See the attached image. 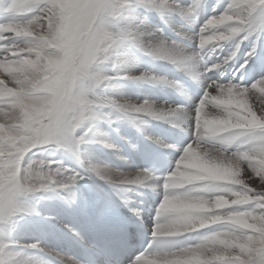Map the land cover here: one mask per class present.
<instances>
[{
  "label": "snow or ice",
  "instance_id": "obj_1",
  "mask_svg": "<svg viewBox=\"0 0 264 264\" xmlns=\"http://www.w3.org/2000/svg\"><path fill=\"white\" fill-rule=\"evenodd\" d=\"M149 2L151 3L152 0ZM198 3L199 0H194L189 7L177 8V11L181 15H190L196 10ZM257 3L258 0H254L249 6L240 3L239 0H229L223 13L234 15L237 10H243L248 14L246 19L254 21L250 31L239 32L240 37L247 38V34L255 28L256 21L252 18V13L257 8ZM259 3L264 5V0H259ZM167 6L165 0H161L159 7ZM2 10L14 15L26 14L28 18L0 23V72L6 74L16 86L7 87L5 81H0V91L5 93L0 95V116L7 118L0 122L3 134L6 136L0 142V176L4 178L0 181V220L10 218L18 210L15 198L19 194L38 191L37 184H42V188L56 184L55 178L59 169L48 171L45 179L37 180L34 178L33 170H37V165H40L38 170L42 171L44 161L33 160L35 163L32 164L31 169H26L22 163L26 153L38 145H46L54 141L57 146L72 150L73 155L79 159L75 146L83 143L84 138L77 139L73 133L85 116H88L92 103L87 99L81 85L86 79L93 80L97 85L101 83V78L90 75L89 65L100 57L107 59V52L119 38L99 26L101 15L111 16L115 11V4L111 0H10L7 7ZM218 16L220 14L215 15ZM203 26L204 24L201 28ZM231 26L247 28V25ZM224 30V25L203 27V31L200 29L198 34V43L201 42L202 36ZM65 33L75 37L72 55L68 57L64 56V50H57L61 40L65 39ZM221 41L226 40L216 42ZM141 46L156 54L159 50L168 48L171 54L166 58L169 59L194 58L181 57L179 53L173 51L172 46L162 41L155 45ZM50 53H55L63 62L50 63L53 59ZM221 61L220 64H224ZM138 78H143V74ZM262 90H264V79L248 86L232 83L225 85L215 81L209 83L192 113L195 125L194 140L184 147L182 155L175 161L174 169L164 178L162 184L164 195L161 201L165 197H176L188 203H206L211 207L214 196L224 195L229 200V204L203 213H192L220 217L214 222L189 231L168 234L162 231V217L166 214L175 215L176 212L160 207V201L155 210L156 222L151 233L158 247L155 251L149 250L140 255L136 264H264V126L250 123L255 118L264 124V91ZM229 92L239 94V97L246 102L243 109L224 102L228 99ZM248 100H252L254 104L258 103L259 113L253 110L254 105L247 103ZM30 102H34L33 107L36 110L32 113L33 119L28 120L22 113L20 105ZM109 103L125 115L147 113L161 119L182 111L181 109H171L168 112L156 111L148 102L136 104L109 101ZM4 108L8 111H3ZM211 108H218L219 114L212 115ZM12 112L16 113L14 119L10 117ZM73 115L74 119L71 118ZM184 115L187 117L186 113ZM204 119H231L232 124L240 126L223 125L222 131L206 134ZM212 141L220 145L219 152L223 153V158H217L213 152L206 149L205 145ZM233 142L238 145L235 150L228 147ZM185 148H189L190 151L196 150L210 163L226 166L231 165L233 157L243 156L242 163L248 169L247 175H241L242 184L230 185V188L233 192L246 194L247 199L231 203L235 197L230 193L208 191L212 185L222 182L195 170L190 172L193 179L180 182L178 187H170L169 177L174 173L185 171L183 162L177 165L178 160L187 159ZM64 171L66 179L57 184L59 188H67L77 179L82 178L69 170ZM91 172L114 185H138L130 181L131 176L151 174L150 172L133 174L109 172L99 166H93ZM12 183H17V190L11 189ZM232 214L242 215L252 227L233 224L229 220ZM201 230L206 232L201 233L198 239L173 247V238L182 234L200 233ZM2 247L3 245H0V248ZM28 247L36 248L37 245L32 244ZM146 256H150L151 259L145 261ZM0 264L5 262L0 261ZM11 264H31V262L18 258L12 260ZM71 264L78 262L73 261Z\"/></svg>",
  "mask_w": 264,
  "mask_h": 264
},
{
  "label": "bare ground",
  "instance_id": "obj_2",
  "mask_svg": "<svg viewBox=\"0 0 264 264\" xmlns=\"http://www.w3.org/2000/svg\"><path fill=\"white\" fill-rule=\"evenodd\" d=\"M9 2H10V0H0V17L5 19V17H7L6 15H11V17L4 20L3 23L13 21V20L27 19L26 14L14 15L12 13H8V12L3 11L2 9L6 8ZM125 2H126L127 6H126L125 10L123 11V17L121 18L120 23L118 24L119 27L121 28V30L116 29V27L113 26L112 24H110V25L99 24V26L103 30L112 33L113 36L120 35L121 37L128 39V42H131L135 47H139L142 50L141 51L142 54L138 53V55H136V50H135L136 48L134 49L132 47L127 46L126 44H123L119 47V49L121 51L119 50L118 53L113 56V60H112L113 63H111V67L117 73V75H115L117 77V79L131 78V81L125 82V85L123 87H117V84L119 82L117 84H114V85L111 84V86H109V87L107 86L106 89H103L102 90L103 92H100V90L98 88H96L97 84H95V82L93 80H90V79L84 80L82 82L81 87L84 90L87 99L92 101V103H94L95 105H98V103H100V104L104 103V104L108 105V108L113 107L112 104L109 103V101H116L117 100V99L114 100V98H112V96L122 97V98H124L125 96H129L131 98L130 101H129V99H130L129 97H126V98H128V101L130 103H135L133 100L138 101L140 103L148 102L149 104L153 105V107L156 111L168 112L171 109H181L182 110V111L176 112L173 115L165 116L162 119L151 116V115H147L145 113H129L127 115H125L123 113L125 115L124 122H125L126 128H128V133L130 134L132 132V130L136 128L137 131L140 132V134L145 136V142H149L150 140H159V133H158V131H159L158 127L159 126H166V127L181 130V131L185 132L187 135H189V137H191V135H195V125H194V118L192 117V113L194 111L195 106L198 104L199 100H194L193 98L185 97L186 92L184 91V89L180 85H178L175 82V80L173 78L174 74L176 72L184 74L185 76L190 78L192 81H194L196 84H198V85L202 86L204 89H206L207 86L209 85V83H211L213 81L216 82V80H213L212 78H210L208 76L209 73L215 72L217 70L226 69L229 66H231L232 69H235L236 71H239V72H241L242 70H244L245 68H247L249 66L254 67L258 70L264 71V27L252 30L251 32H252L253 36L251 38H248V37L247 38H241L237 35V36H234V37H232L226 41L215 42L213 44L206 45L203 49H206V51L210 52V54H213L215 51H217V52H219L221 50L223 51L222 57L217 58L210 65V67H211L213 64H219L220 66L218 68H212L211 71L204 70L202 67V64L200 63V55H201V51L203 49L199 48V46H198L199 45L198 34L200 32L201 26L210 17L223 13L225 11L228 3H229V0H199V3H198V6L196 7V10L190 15H181L179 13V11H177V8H187L191 4H193L194 0H165L166 4L168 6L163 7V8L159 7L161 0H154V1L152 0L151 3L149 2V0H125ZM132 6H137V7L134 9V7H132ZM138 9H140L138 11L139 14H140V12H143L141 16H139L137 13ZM205 10L208 11V13H207L208 17H206L207 15H205L206 14ZM263 12H264V5H261L259 3V0H258L257 8L253 11L252 18L256 19L258 17V14H262ZM193 14H196V18H198L200 20L199 26H195L194 24H193V26L191 25L196 30V32L194 34L188 32L187 30L182 28V23L190 25L191 23L195 22L193 19ZM18 17H20V19ZM179 20H182V21L180 22ZM165 30H167L169 33L177 36L180 39H183L185 41H189V42L193 43L194 45H196V49L190 50L188 47L184 46L182 43H177L175 40H173V41L168 40L165 37ZM137 37L139 38L138 40H137ZM161 40H164L166 42V45H171L173 48V51L176 53H179L181 57L193 56L194 58L191 60L184 59V58L169 59V58L160 56L156 53L150 52V51L146 50L145 47L141 46V45L147 46L149 44L155 45V44L159 43V41H161ZM251 40H252V43H251ZM237 42H239V48L237 49L236 56H234L227 63L220 64V61L223 60L228 55V53L233 49V47L235 46V44ZM258 42H260L259 47H258ZM217 45H220L221 50H218V49L215 50ZM257 47L259 49H257ZM126 49H128V52L126 51ZM249 53H251V55H249ZM241 65H243V67H241ZM107 71L108 70H106L104 72V70L102 68H97V69H92L91 71H88V72L92 76H97V75L100 76V74H106ZM118 74H120V75H118ZM142 74H143V78H138V77H141ZM123 75H125V76H123ZM0 80L5 81L6 85L9 87H12V88L16 87L10 81V79L6 76V74H4L3 72H0ZM259 80H261V79H258L255 82H257ZM90 83H93L94 87H91ZM138 88H140V89H138ZM172 91L181 93L190 102L189 107L179 108L177 105L173 104L171 101H167L164 97L172 98V93H171ZM131 92L134 93V96L131 94ZM143 92H154L155 97H150V95L145 96V97H141V94H143ZM144 95L145 94H143V96ZM257 95H258V93H257ZM117 102H119V101H117ZM247 103H249V105H254L253 110L257 111V113H259L258 103L254 104V102L252 100H248ZM136 104H139V103H136ZM94 110H97V109L94 108ZM208 110L209 109H206V111H208ZM3 111L7 112L8 110H5V108H4ZM210 112L212 115H218L219 109L218 108H211ZM115 113L117 114V112H115ZM185 113L187 114V117L184 115ZM89 114L91 116H95L96 119L92 117L95 120H97L98 117H100V115L99 116L96 115L97 113H95L92 110ZM105 115H106V113H105ZM6 119H7L6 117L0 116V122L5 121ZM112 119H113V117H112ZM114 120H116V119H114ZM159 121H161V122H159ZM108 123H110V122H108ZM126 123H127V125L129 123L134 124V125H136V124L144 125V126H146V128H144V129H147V127H149V126L150 127L152 126L153 128L151 127L152 128L151 129L149 127L150 128L149 132H147L144 129H141L140 127H134L133 129H129L131 126L130 127L127 126ZM105 125H107V124H105ZM132 127H133V125H132ZM95 128H97V127L95 126ZM94 132L95 131H93V133ZM99 132H103L101 127H98V132H95L94 135H91V136H93L91 140H88L87 139L88 137H87L86 138L87 140L84 139L85 141L80 144L82 146L81 149H84L85 151L82 150L83 152H81L78 148V145L75 146V151H76L79 159H77V157L73 155L72 150H70L69 148H68L69 152L66 149V150H61V153H59L58 159H59V161L63 162V165H61V167L63 168V170H62L63 173L57 172V176L55 179L57 180L61 176L60 178H61L62 182H64L66 179L64 170H69L71 173L78 174L79 177H82L81 179H77L75 183L69 185V187L63 189V196L64 197L62 196V198L60 200L61 202H58V205H59L58 210L59 211L57 209L53 210V208H52V206L54 205V203L56 201L55 200L51 201V200L56 193L48 194V196H47L48 197V204H47L48 208H46L47 211H43L44 213H42V211L40 210V208L38 206L37 207L35 206V204H37V202H34L29 197H26L25 195H18L15 198V203H16L17 207L25 209V211L21 212V214H23V213L27 214L29 217L28 219L30 220V222H28V223L32 225L31 233L33 235H35L39 241L41 240V242L39 244H37V247L33 248V249H37L40 251H52L53 250L51 243L49 245H46V237H49V234L51 235V234L55 233V231H56L55 227L56 226H54V224H56L57 226H60V228H62V229L65 228L68 230H73L75 232L79 231V227L77 225L73 224V222H72L76 213H77V208L83 209V207H84L83 195H82V192L78 186L79 180H84V181L88 182L89 184H91L103 197H105V198L111 197L115 202L114 204H116V206H118L119 208L123 209L127 213L128 217H130L131 220H136L139 218V217H137L138 212L135 210V207L131 202L126 201L124 199L126 202L124 204H121L118 200L114 199L110 193L107 192L108 190H102L101 187L104 184H101V182L99 183L98 181H96V178H99L101 180L104 178L97 176L94 173L93 174L90 173L89 167H86L84 165L85 161L89 160L90 165L98 166L99 163L96 164V162L98 161L99 158H100L99 161L103 164L102 154L104 153L106 155V157H108V159L111 160L112 164H114V162L116 163L115 167H117L119 172L125 173V174L136 173L135 171H133L131 169L128 162H126L127 160H125V158L123 156V152H122L123 143L121 141H119L120 143L118 142L117 143L118 146L115 147L116 141H115V138H113L114 137L113 134L111 135L113 137H111L110 134H102V135L99 134V135H97ZM122 133H120V134H121L122 138H124V133L123 134ZM125 134H126V132H125ZM126 137H128V135ZM193 140L194 139L190 138L187 145L190 144ZM87 141H88V143H87ZM95 141L101 142L100 144L103 143L104 147H102L103 145H101L100 149H99V147L95 148L94 147V145L96 144V143H94ZM205 147L209 152H215V151L220 149V148H210L207 146H205ZM228 147L232 150H235V148L238 147V145L235 142H233V144L229 145ZM105 148H109L110 150L109 149L106 150ZM116 151H117L118 155H116ZM105 155H104V157H105ZM180 155H182L181 151L178 153L177 156H176V152L172 151V156L175 158L174 162L179 158ZM91 158L94 159L93 162H95V164L91 161L92 160ZM101 163H100V165H101ZM85 164L87 165V163H85ZM49 168L44 169V172L51 171ZM104 169H107L109 172H116V171H113L112 167H107L106 165H105ZM125 171H128V172H125ZM57 181H56V183L58 184L59 182H57ZM107 183H109L108 185H111L110 182L107 181ZM144 183H151V184H153V187L157 186V184H158V182L156 181L155 178H153L149 181H145ZM141 185L142 184H138L136 186H141ZM50 186H55V185L51 184ZM59 190H61V189H59ZM127 190H129L130 192H134L135 187L132 190L130 188ZM58 191H56V192H58ZM61 206H63V207H61ZM60 207L62 208L61 211L59 209ZM64 210H66V211H64ZM69 211H70V214H69ZM41 214H43L45 216L42 217ZM39 221L46 223L45 225L48 226V228L46 226L44 227L43 230L45 232H43L41 230L42 232L39 233L40 230L37 228V226H36V229L39 230L38 233H37V231H34V229H35L34 224H35V222H39ZM18 223H19V221H18ZM42 225L43 224H41L40 226H42ZM8 226H10V225H8ZM25 226H26L25 222L21 221V226H19V228L21 229L19 232L21 234L19 232H17L20 235L17 236L16 239L20 238L19 240L21 241V243H23L24 241L27 242L26 238L28 237V235L30 237L32 236L31 233L27 232L28 230L27 231L24 230ZM27 226H28V224H27ZM42 227H40V228H42ZM5 231L8 234V231L7 230H5ZM21 231H23V233ZM5 233H4V235L2 234L0 236V243L1 244L2 243L7 244V243L12 242L10 240V237H8L10 234L7 236V235H5ZM42 233H46L45 238H44L45 235L43 236ZM13 234H15V233H13ZM13 234H11V235H13ZM197 234L198 233H192V234H187V235L192 240H194L197 236H199ZM31 238H30V241L31 240L35 241L34 236H33V239H31ZM42 239H44V240H42ZM20 241H19V243H20ZM33 244H35V243H33ZM27 250H31V249H27ZM9 251H11V250H9ZM28 253H29V251H28ZM16 255H17V253H16ZM11 256H14L13 253ZM33 258H31L33 260H30L29 258L27 260H29L31 262V264H48L46 261H43L41 259L36 260L37 258H35V257H33ZM148 259H151V257L144 258V260H148ZM11 261L12 260L6 261V264H11ZM134 264H136V262Z\"/></svg>",
  "mask_w": 264,
  "mask_h": 264
},
{
  "label": "clouds",
  "instance_id": "obj_3",
  "mask_svg": "<svg viewBox=\"0 0 264 264\" xmlns=\"http://www.w3.org/2000/svg\"><path fill=\"white\" fill-rule=\"evenodd\" d=\"M240 3H246L249 6L252 5L254 0H239ZM247 13L243 10H237L234 15H229L226 13H221L218 17H210L207 21H205L203 27H215L217 25H224L225 30L221 31L219 33H212L208 36H202L200 38L201 42L199 43V48L203 49L206 45L213 44L218 40H229L233 36H236L239 34L240 31H250L252 29L254 21L246 19ZM233 24H239V25H247V28L241 27L236 28L231 25ZM203 27L201 28V31H203ZM75 37L70 33H65V39L61 40L60 44L58 45L57 50H64L63 54L65 57L72 55V48H73V40ZM166 44L164 40H161ZM171 46V45H168ZM239 48V42L235 44L233 49L228 53V55L224 58V60L221 61V63H227L228 60H231L234 56H236L237 49ZM170 50L168 48L159 50L158 55L166 57L170 55ZM50 56L53 57V59L50 61L52 64H60L63 61L60 57H56L55 53H50ZM219 64H213L210 68H208V71H211L212 68H218ZM243 67V65H241ZM264 91V90H262ZM5 93L3 91H0V95H4ZM79 95V93H77ZM202 99V98H201ZM48 103H51V101H46ZM225 103L236 105L237 107L243 109L246 105V102L239 97V94L235 92H229L228 93V99L224 101ZM34 102H30L28 104L21 103L20 108L22 113L24 114L25 118L28 120L33 119L32 113L36 109L33 107ZM147 114V113H145ZM148 115V114H147ZM198 118L200 117V113H197ZM11 118L16 117V113L12 112L10 113ZM71 118H75L73 115ZM88 119V116L86 115L84 120ZM83 120V121H84ZM250 123L255 124L257 126H264L261 121L256 120L255 118L250 121ZM204 125V132L206 134H215L217 131L223 130V125H228L230 127H238L240 125L232 124L231 119L229 120H208L204 119L203 121ZM6 136L3 134V128L0 126V142H2ZM78 137L77 139H79ZM23 139V137H22ZM38 142V141H37ZM54 142V141H53ZM217 158H223V153L219 152V150L213 152ZM185 155L187 156V159L181 161H177V165L179 166L181 162H183V166L185 168L184 172L174 173L172 174L169 179L171 180L170 187L175 188L180 186V182L191 180L194 177L190 175V172L192 170H195L199 173L207 174L208 176L221 181V184L218 185H212L208 191L212 192H227L230 193L235 197L231 201V203H236L237 201H244L247 199L246 194L242 192H233L230 188V185L234 184H242L243 181L240 179L241 175H247L248 169L243 165L242 161L244 159L243 156H237L233 157L231 159V165L226 166L224 164H216V163H210L208 160L204 159L196 150H189V148H185ZM35 163V161H31L26 169H31L32 164ZM95 165H90L89 169L91 171V168ZM40 165H37V170L34 171V178L37 180H43L47 176V172L39 171ZM149 171L147 169L138 170L136 173H148ZM199 178V177H195ZM3 177L0 176V181H3ZM153 179L152 174L144 175V176H138L134 175L130 177L131 182H135L138 184H143L145 181H149ZM17 183L11 184V189L13 191L17 190ZM37 190H40L43 185L37 184L36 185ZM167 201V203H165ZM229 204V200L224 195H216L213 198L211 207L207 206L206 203H188L184 199H178L176 197L168 198L165 197L163 201H161L160 207H163L167 210L175 211V215H164L162 217V231L164 233H175L179 231H189L196 227H201L205 224H208L210 222H214L220 217L215 216H205V215H194L193 212H207L211 211L212 208H222ZM159 211V208L157 209ZM25 209L18 208V210L15 212H23ZM229 220L235 224L242 227H252V225H249L247 220L242 215H236L232 214L229 216ZM155 234V233H154Z\"/></svg>",
  "mask_w": 264,
  "mask_h": 264
},
{
  "label": "rangeland",
  "instance_id": "obj_4",
  "mask_svg": "<svg viewBox=\"0 0 264 264\" xmlns=\"http://www.w3.org/2000/svg\"><path fill=\"white\" fill-rule=\"evenodd\" d=\"M154 1V0H153ZM111 2L112 3H114L115 4V11H114V13L111 15V16H105V15H101L100 17H99V24H105V25H110V24H112L113 26H115L116 27V29H118V30H121V28L119 27V23H120V20H121V18L123 17V11L125 10V8H126V2H125V0H111ZM122 2V3H121ZM124 2V3H123ZM173 2V1H172ZM177 4V3H176ZM188 6V5H187ZM132 7H134V9L137 7V6H132ZM140 9H138L137 10V13H138V11H139ZM142 13L143 12H140V14L138 13V15L139 16H141L142 15ZM263 14V15H262ZM262 14H258V17L256 18V19H254V20H256V25H255V28L254 29H257V28H262V27H264V19H261V17H263L264 16V12L262 13ZM205 15H207V14H205ZM7 17H5V19L4 20H6L7 18H10L11 17V15H6ZM196 17V14H193V19H194V21H195V17ZM206 17H208V15L206 16ZM19 19H20V17H18ZM17 18V19H18ZM26 18H28L27 16H26ZM258 21V22H257ZM0 22L1 23H3L2 21H1V19H0ZM193 24L195 25V26H199V25H197V24H195V23H191L190 25H192L193 26ZM253 29V30H254ZM249 35V36H248ZM248 35H247V37L248 38H251L252 36H253V34H252V32L250 33H248ZM238 36H239V34H238ZM114 37H119L118 39H116L115 40V43L112 45V47L109 49V51L107 52V59H104L103 57H100L98 60H96V61H94L92 64H90L89 65V68H88V71H91L92 69H97V68H102L103 70H104V72L106 71V70H108L107 71V73L106 74H100V76L99 75H97V77H99V78H101V83L100 84H98V85H96V88H98L99 90H100V92H103L102 90L103 89H106L107 88V86L109 87V86H111V84H117L118 82V84H117V87H123L124 85H125V82H127V81H131V78H121V79H117V77L115 76V75H117V73L115 72V70H113L112 69V67H111V63H113V56L115 55V54H117L118 53V51L120 50L119 49V47L121 46V45H123V44H126L127 46H129V47H132V48H136L135 50H136V55H138V53L139 54H142V50L139 48V47H135L131 42H128V39H126V38H124V37H121L120 35H116V36H114ZM240 37V36H239ZM241 38H244V37H241ZM251 43H252V40H251ZM259 44V43H258ZM133 45V46H132ZM258 47H259V45H258ZM257 47V49H259ZM221 50L220 49V45H217L216 46V49L215 50ZM121 51V50H120ZM126 51L128 52V49H126ZM118 75H120V74H118ZM123 76H125V75H123ZM0 81H2V80H0ZM90 85H91V87H94V84L93 83H90ZM7 86V85H6ZM7 87H9V86H7ZM103 87V88H102ZM138 87V86H137ZM138 89H140V88H138ZM131 94L134 96V93L133 92H131ZM143 94H145L144 96H143ZM143 94H141V97H145V96H149L150 94H149V92H143ZM147 94V95H146ZM258 95H259V93H258ZM126 97H129V96H125L124 98H122V97H115V96H112V98H114V100H116V102L117 101H119V102H117V103H124V102H129L130 100H131V98L129 99V101H128V98H126ZM126 98V99H125ZM121 99V100H120ZM133 100V99H132ZM135 103H139L140 104V102H138V101H135V100H133ZM94 108L95 109H97V110H94ZM90 109L92 110V111H94L95 113H97L96 115H100V117H98V119L97 120H95L96 118H95V116H91L90 114V116L88 115V119H86V120H84V121H82L81 122V124H80V126L79 127H77L75 130H74V133H73V136L74 137H76V138H78V137H83L85 140H91L92 139V137L93 136H91V135H94V133L95 132H98V127H101L102 128V131L103 132H99L97 135H99V134H110V136L113 134V136H111V137H113V138H115V141H116V146L115 147H117L118 145H117V143L119 142V141H121L123 144L124 143H128L129 141H131V139H130V136H131V134H129L128 133V128H126V126H125V122H124V117H125V115L119 110V109H117V108H115V107H111V108H108V105L107 104H104V103H98V105H95L94 103H91V105H90ZM108 109V110H107ZM111 109V110H110ZM4 110V109H3ZM5 110H8L7 108H5ZM91 110H90V112H91ZM117 112V114L115 113V112ZM89 112V113H90ZM113 114H111V113ZM105 113H106V115H105ZM121 113V114H120ZM112 115V116H111ZM118 115V116H117ZM124 115V116H123ZM120 116V117H119ZM95 118V119H93V118ZM112 117H113V119H112ZM92 118V119H91ZM100 118V119H99ZM114 119H116V120H114ZM121 119V120H120ZM121 121V122H120ZM108 122H110V123H108ZM159 122H161V121H159ZM98 123V124H97ZM114 123V124H113ZM105 124H107V125H105ZM119 124V125H118ZM130 124V125H129ZM128 125H127V123H126V125L127 126H131L129 129H133L134 127H140L141 129H144V128H146V126H144V125H139V124H136V125H134V124H131V123H129ZM132 125H133V127H132ZM95 126L97 127V128H95ZM116 126V127H115ZM120 126V127H119ZM125 126V127H124ZM105 127V128H104ZM119 127V128H118ZM123 127V128H122ZM150 127V126H149ZM147 127V129H144V130H146L147 132H149L150 131V128L152 127ZM149 128V129H148ZM153 128V127H152ZM151 128V129H152ZM122 129V130H121ZM126 129V130H125ZM133 130H137L136 128L135 129H133ZM93 131H95L94 133H93ZM105 131V132H104ZM108 131V132H107ZM121 131V132H120ZM124 133V138H122V136H121V134L120 133ZM125 132H126V134H125ZM122 133V134H123ZM128 135V137H126ZM130 135V136H129ZM88 137V138H87ZM132 137V136H131ZM87 138V139H86ZM84 140V141H85ZM124 141V142H123ZM87 143H88V141H87ZM94 143H96L95 145H94V147L95 148H98L99 147V149L101 148V145H103V143L102 144H100L101 142H99V141H95ZM120 143V142H119ZM130 143V142H129ZM108 144V143H107ZM100 145V146H99ZM77 146V145H76ZM102 147H104V145L102 146ZM78 148H79V150L81 151V152H83V151H85L84 149H81L82 148V146L79 144L78 145ZM67 149V151H68V148L67 147H59V146H57V144L55 143V142H49L48 144H46V145H38V146H36L35 148H33L32 150H30L28 153H26L25 155H24V157L22 158V163H23V166L26 168L27 166H28V164L31 162V161H33V160H42V161H44V165L42 166V171H44V169H46V168H49L50 170H56V169H58L59 168V171L58 172H62V170H63V168L61 167V165H63V162H61V161H59V159H58V155H59V153H61V150H66ZM106 150H108L109 148H105ZM83 150V151H82ZM110 150V149H109ZM38 152V153H37ZM69 152V151H68ZM36 153V154H35ZM104 153L102 154V160H103V164L99 161L100 160V158L98 159V161L96 162V164H98V166H100L101 168H104L105 167V165L107 166V167H112V169H113V171H116V172H119L118 171V169H117V167H115V165H116V163L114 162V164H112V162H111V160L110 159H108V157H106V155H105V157H104ZM116 155H118L117 154V151H116ZM92 159V158H91ZM90 159V160H91ZM93 160L94 159H92L91 161L93 162ZM90 161L89 160H87V161H85V163H87V165L84 163V165L86 166V167H89L90 166V163H89ZM127 162V161H126ZM47 163V164H46ZM94 164H95V162H93ZM100 163H101V165H100ZM46 164V165H45ZM116 169V170H115ZM89 172L90 173H92L91 171H90V169H89ZM125 172H128V171H125ZM63 173V172H62ZM93 174V173H92ZM61 177V176H60ZM58 178L56 181L57 182H59V183H61L62 182V180H61V178ZM60 179V180H59ZM61 181V182H60ZM96 181H98L99 183L101 182V184H104V185H102V187H101V189L102 190H108L107 192L108 193H110L111 194V196L114 198V199H116V200H118L121 204H124L126 201L124 200L125 198H124V196L123 195H125L126 194V191H127V189H129V187L132 185V184H112L111 183V185H108L109 183H107V180H105V179H99V178H96ZM55 186H50L49 185V187H47V188H41L40 190H38V191H36V192H24V193H21V194H19V195H25L26 197H29L31 200H33L34 202H37V206H39V208H40V210L42 211V213H44L43 211H47V209L46 208H48L47 207V204H48V194H50V193H56L54 196H53V198H52V200L51 201H56L55 203H54V205L52 206V208H53V210H58V207H59V205H58V202H61L60 200H61V198H62V196H63V189H65V188H59V187H56L57 186V183L56 184H54ZM105 186V187H104ZM54 189H53V188ZM69 187V186H68ZM72 188V187H71ZM121 190H120V189ZM53 189V190H52ZM59 189H61V190H59ZM133 188H131V190H132ZM59 190V191H58ZM46 191V192H45ZM56 191H58V192H56ZM43 193V194H42ZM55 198V199H54ZM59 198V199H58ZM118 198V199H117ZM50 201V202H51ZM63 202V201H62ZM17 206V205H16ZM43 207V208H42ZM59 209H61L62 210V208L60 207ZM60 210V211H61ZM59 211V210H58ZM23 216V217H22ZM41 216L42 217H44L45 215H43V214H41ZM56 216V215H55ZM54 216V217H55ZM53 217V218H54ZM29 217H28V215L27 214H21V212H17V213H14L10 218H8V219H2V220H0V236L3 234L4 235V233L6 232L5 230H9L8 231V234H7V232L5 233V235H9L8 237H10V240L12 241V242H10V243H7V244H1L0 243V245H3V247L2 248H0V261H4L5 262V264H6V261H10V260H14V258L15 259H17V258H24V259H30V260H33L34 258L33 257H35V258H37L36 260H39L40 259V256H36L35 254H33L32 253V251L31 250H27V249H31V247H28L29 245H32L33 243H35V245H37V244H39L40 242H41V240L39 241L37 238H36V236L35 235H33L32 233H31V227H32V225L31 224H29L28 222H30V220L28 219ZM17 219V220H16ZM25 221H24V220ZM17 221V222H16ZM18 221H19V223H18ZM21 221H23V222H25V224H26V226L24 227V230H28L27 232H29V233H31V237L28 235V237L26 238L27 239V242L26 241H24L23 243H21V241L19 240L20 238H17L16 239V237L17 236H19L21 233L19 232L21 229L19 228V226H21ZM20 224V225H19ZM27 224H28V226H27ZM36 224V225H35ZM35 224H34V228L36 229V226H37V228L40 230H38V229H34V231H37V233H38V231H39V233H41L42 231L43 232H45L43 229H44V227H45V224H43L41 221L40 222H35ZM38 224V225H37ZM41 224H43L42 226H40ZM8 225H10V226H8ZM31 225V226H30ZM3 227V228H2ZM40 227H42V228H40ZM28 228V229H27ZM17 229V230H16ZM30 229V230H29ZM2 230V231H1ZM4 230V231H3ZM12 230V231H11ZM42 230V231H41ZM206 230H201V232L200 233H203V232H205ZM17 232H19V233H17ZM22 233H23V231H21ZM13 233H15V234H13ZM17 233V234H16ZM200 233H198L197 235H201ZM11 234H13V235H11ZM43 234V236H44V238L46 237V233H42ZM13 236V237H12ZM33 236H34V239H35V241L34 240H31L30 241V238L31 239H33ZM17 240V241H16ZM42 240H44V239H42ZM16 241V242H15ZM19 241H20V243H19ZM29 242V243H28ZM14 245H13V244ZM16 243V244H15ZM49 243H50V241H49V237H46V244H48L49 245ZM19 244V245H18ZM23 244V245H22ZM25 244V245H24ZM5 245V246H4ZM8 247H7V246ZM21 246V247H20ZM45 246V245H44ZM6 247V248H5ZM15 249V250H14ZM19 249V250H18ZM9 250H11V251H9ZM14 250V251H13ZM28 251H29V253H28ZM13 253V255L14 256H11L12 255V253ZM17 254H19V256L17 257V255H16V253ZM11 253V254H10ZM27 253V254H26ZM32 253V254H31ZM11 257H10V256ZM34 255V256H33ZM26 257V258H25ZM31 258H33V259H31ZM5 259V260H4ZM147 261V260H146Z\"/></svg>",
  "mask_w": 264,
  "mask_h": 264
}]
</instances>
